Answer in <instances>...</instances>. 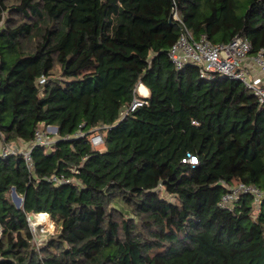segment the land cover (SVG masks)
Instances as JSON below:
<instances>
[{"label": "trees", "instance_id": "trees-1", "mask_svg": "<svg viewBox=\"0 0 264 264\" xmlns=\"http://www.w3.org/2000/svg\"><path fill=\"white\" fill-rule=\"evenodd\" d=\"M175 12L195 38L264 50V0H0V144L58 138L32 167L0 158V264H264V195L220 204L264 193V105L175 67ZM96 128L103 149L74 136ZM42 212L57 230L39 245Z\"/></svg>", "mask_w": 264, "mask_h": 264}, {"label": "built area", "instance_id": "built-area-1", "mask_svg": "<svg viewBox=\"0 0 264 264\" xmlns=\"http://www.w3.org/2000/svg\"><path fill=\"white\" fill-rule=\"evenodd\" d=\"M174 17L181 23V27L177 41L169 49V57L178 70L183 69L189 63H194L199 66L201 77L205 79H211L218 75L220 78L239 80L254 93L259 103L264 105V50L252 54L251 42L242 35H236L228 43H213L205 35L195 38L177 12L174 13ZM140 103L139 100H136L133 107ZM106 127L104 126V128ZM47 130L50 132L39 127L34 139L28 142L25 148L7 142L0 144V158L5 159L10 155L22 154L28 166L32 167L31 152L34 147L44 145L47 148H52L58 139L57 134L55 135L57 127L47 125ZM74 136H87L92 146L97 149H103L101 146H105L104 134L97 128L93 129L89 135L79 130ZM184 161L197 164L198 158L196 155L189 154ZM52 179L58 183L65 182V179H59L55 175L52 176ZM241 193H252L257 200H260L264 195L256 185L240 183L231 187L224 194L220 204L229 206L230 202L236 200ZM38 214L33 213L34 218L29 216L34 234L40 224L37 223L38 217L36 216Z\"/></svg>", "mask_w": 264, "mask_h": 264}, {"label": "rangeland", "instance_id": "rangeland-1", "mask_svg": "<svg viewBox=\"0 0 264 264\" xmlns=\"http://www.w3.org/2000/svg\"><path fill=\"white\" fill-rule=\"evenodd\" d=\"M141 85H143V84H141ZM141 85H139L137 87L138 88L137 89L138 96L139 97H146V96H148V94H149L148 88H147L148 94L143 95L140 92L141 91L140 90ZM139 97H138V100H139ZM40 128L43 129V130H46V131H49L50 132V130H47V126H45V125H41ZM56 134L57 133H55V135ZM12 144L17 145L19 147H23V148L26 147V146H21L23 143L12 142ZM104 147L105 146H101V148H104ZM11 195H12V199H13V191H12ZM13 201H14V199H13ZM38 217H41V216H38ZM38 222L40 224H38V227L36 226L37 229L35 231V236H36L37 244L41 245L42 243H44V241L46 239L49 238L50 235H53L56 232L57 229H56V225L54 224L53 219L47 213H46V216L44 215L43 219L38 220L37 223Z\"/></svg>", "mask_w": 264, "mask_h": 264}, {"label": "water", "instance_id": "water-1", "mask_svg": "<svg viewBox=\"0 0 264 264\" xmlns=\"http://www.w3.org/2000/svg\"><path fill=\"white\" fill-rule=\"evenodd\" d=\"M13 199L18 207H21L23 198L13 189ZM31 218H34V215H31Z\"/></svg>", "mask_w": 264, "mask_h": 264}, {"label": "bare ground", "instance_id": "bare-ground-1", "mask_svg": "<svg viewBox=\"0 0 264 264\" xmlns=\"http://www.w3.org/2000/svg\"><path fill=\"white\" fill-rule=\"evenodd\" d=\"M140 90H141V91H144V92L147 91L146 86L141 85ZM141 91H140V92H141ZM44 215L46 216V213H43V212H42V213H39L36 217H38V216H43V217H44ZM43 217H38V220L43 219ZM38 220H37V221H38ZM38 223H39V222H38Z\"/></svg>", "mask_w": 264, "mask_h": 264}, {"label": "crops", "instance_id": "crops-1", "mask_svg": "<svg viewBox=\"0 0 264 264\" xmlns=\"http://www.w3.org/2000/svg\"><path fill=\"white\" fill-rule=\"evenodd\" d=\"M143 86H145V85H143ZM146 89H147V87H146ZM141 93L143 94V95H146V94H148V90L147 91H141ZM23 143V142H22ZM27 143H23L21 146H25Z\"/></svg>", "mask_w": 264, "mask_h": 264}]
</instances>
